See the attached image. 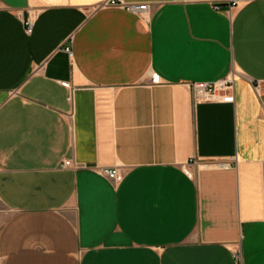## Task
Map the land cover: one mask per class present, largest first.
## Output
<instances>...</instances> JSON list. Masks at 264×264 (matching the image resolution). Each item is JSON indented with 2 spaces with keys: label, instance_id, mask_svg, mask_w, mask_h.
I'll return each mask as SVG.
<instances>
[{
  "label": "crops",
  "instance_id": "0c3cea01",
  "mask_svg": "<svg viewBox=\"0 0 264 264\" xmlns=\"http://www.w3.org/2000/svg\"><path fill=\"white\" fill-rule=\"evenodd\" d=\"M105 1L0 0V264H264V0Z\"/></svg>",
  "mask_w": 264,
  "mask_h": 264
},
{
  "label": "built area",
  "instance_id": "2783aa9c",
  "mask_svg": "<svg viewBox=\"0 0 264 264\" xmlns=\"http://www.w3.org/2000/svg\"><path fill=\"white\" fill-rule=\"evenodd\" d=\"M239 4V0H228V8L229 10L237 7ZM103 6H116L124 8V10H127L132 13H136L138 15H143L144 13L148 12V6L146 5H124L121 0H106L103 4ZM215 9H218V7H215ZM33 18L32 14L28 15V17L23 20V28L25 31V34L30 36L33 29ZM69 55H71V52L67 49ZM152 83L156 84L157 80L152 79ZM233 79L232 78H226L222 80L221 82H218L217 84H191L189 85L194 99L197 101H203V102H215L217 99L221 100L223 98L224 101L230 102L232 101V97L230 96H223L224 93L231 92L233 89ZM264 82L257 81L255 83V90L258 91L260 88V85ZM64 87L68 88L67 84H63ZM223 96V97H222ZM70 99V98H69ZM72 162L70 160H65L63 162V168L71 167ZM224 165V164H223ZM102 175L107 178L108 181H111L113 183H118L121 181L123 175L121 171L118 168L113 169H103L101 170ZM234 257L238 259V254L233 253Z\"/></svg>",
  "mask_w": 264,
  "mask_h": 264
}]
</instances>
